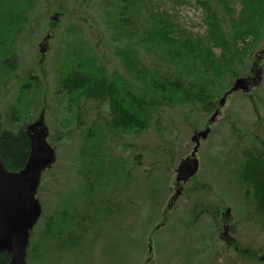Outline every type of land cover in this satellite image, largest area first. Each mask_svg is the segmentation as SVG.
Masks as SVG:
<instances>
[{
  "label": "rangeland",
  "instance_id": "obj_1",
  "mask_svg": "<svg viewBox=\"0 0 264 264\" xmlns=\"http://www.w3.org/2000/svg\"><path fill=\"white\" fill-rule=\"evenodd\" d=\"M151 1L182 29L193 35L207 34L205 13L194 1ZM27 2L31 7L24 9L27 21L23 24L22 17H15L7 30L0 31L10 35L9 50H3L0 59V127L2 123L4 128H25L40 121L54 151V162L38 175L43 215L31 237L28 264H264V230L245 221L254 206L238 178L244 150L257 139L264 141V35L256 44L250 38L248 43L254 48L240 70V78L255 76L252 68L256 67L262 71L261 82L249 94L234 93L227 99L208 139L201 141L198 175L169 206L175 169L193 148V133L208 126L214 110L206 114L199 105L172 106L161 101L140 81L139 68L130 57L141 56L148 67L171 73L192 65L185 61L176 65L158 49L145 50L127 37L113 40V13L119 7L112 6L113 0ZM232 6L241 9L240 2ZM44 39L48 45L42 53L39 45ZM213 52L216 58L222 54L217 48ZM91 55L97 56L102 75L123 80L137 94L146 91L158 104L146 130L110 139L108 166L120 174L116 186L122 188L121 222L115 207L110 210L103 205L94 212L97 207L85 208L82 200V190H88L85 179L90 173L94 179L92 148L86 139L88 129L99 120L94 104L83 100L78 123L76 108L69 109L67 98L58 92L60 70ZM29 75L35 79H28ZM230 81L225 79L223 85ZM35 84L40 88L36 94ZM14 113L15 119L9 122ZM132 173L137 180L129 183ZM86 212L91 216V230L85 244L55 256L51 249L57 245L52 239L59 236L61 241L73 232L71 216ZM80 227L74 232L79 236L78 232L85 233L83 223ZM43 235L48 239L41 242ZM89 249L91 253L82 260Z\"/></svg>",
  "mask_w": 264,
  "mask_h": 264
},
{
  "label": "trees",
  "instance_id": "obj_2",
  "mask_svg": "<svg viewBox=\"0 0 264 264\" xmlns=\"http://www.w3.org/2000/svg\"><path fill=\"white\" fill-rule=\"evenodd\" d=\"M171 1L187 3L189 0ZM191 1L205 13L208 27L205 36L193 35L182 29L173 16L160 12L159 7H155L151 0H113L112 6L119 7L113 13L112 24L115 29L112 35L113 40L127 37L148 51L158 49L164 58L176 65H183V61L186 65L191 64L190 69L171 73L148 67L141 56L139 59L130 57L132 65L139 68L140 81L161 101L172 106L199 105L204 113L209 114L217 106V95L227 91L229 85L240 77L245 57L254 48L253 44L264 35V0ZM234 2L241 3L240 11L233 8ZM30 8L27 0H0V31L3 28L7 30L15 22V17H22L24 24L27 21L23 20L27 18L24 9ZM6 30L0 32V59L4 57L2 51L9 50L7 39L10 35ZM250 38L254 40L253 44L248 43ZM215 48L222 50L219 58L213 52ZM96 58V55L87 56L86 59L81 57L73 66L61 69L58 75V92L67 98L69 109L76 108L78 123H81L83 100L93 103L94 110L98 112L99 120L88 129L86 137L91 143L94 160V179L92 178L87 194L94 202L93 206L97 207L94 212L100 208L98 203L111 196L120 180L116 168L113 171L108 166L107 156L113 146L110 139L114 136L120 138V134H131L137 129L139 132L146 130L158 110L156 99L149 97L146 91L137 94L132 88H127L123 80L102 75ZM9 66L12 67L10 64ZM228 78L231 80L229 85H223ZM35 86L36 94L40 88L37 84ZM100 110L104 118L106 115V121L101 120ZM15 114H11L9 122L15 119ZM256 141L244 150L238 178L245 187L246 198L250 196L254 206L245 221L264 230V141ZM29 151L30 142L24 128H12V125L4 128L2 125L0 160L8 170L16 171L23 167ZM170 160H173L172 156ZM162 166L159 162L158 167L163 168ZM111 171L115 175H110ZM150 175L151 173L147 180H150ZM130 177L129 183L132 179L137 180L134 175ZM103 195L107 197L99 198ZM84 199L82 195V200ZM101 208L104 206L101 205ZM245 253L252 256L248 250ZM3 262L4 255L1 254L0 264Z\"/></svg>",
  "mask_w": 264,
  "mask_h": 264
},
{
  "label": "water",
  "instance_id": "obj_3",
  "mask_svg": "<svg viewBox=\"0 0 264 264\" xmlns=\"http://www.w3.org/2000/svg\"><path fill=\"white\" fill-rule=\"evenodd\" d=\"M262 71L257 70L255 77L237 78L232 88L219 101L220 107L226 103L228 96L234 92L249 93L251 88L261 82ZM218 113L216 112L210 124L215 123ZM31 130H34L30 128ZM210 129L195 133L192 142L195 148L190 157L185 158L177 168V182H186L194 177L199 170V161L196 154L200 147V141L207 139ZM45 137L42 139V136ZM31 136V153L24 170L18 173L7 171L0 161V252L8 250L13 254L12 264H25L24 256L28 242L29 231L33 229L41 216L40 203L35 198L38 187L37 170L49 166L53 161V151L46 141L44 130L33 133ZM40 141V142H39ZM41 153H44L41 155ZM19 190L21 194L18 205H15L8 216L15 220L20 233V241L15 240L8 229L4 228V216L7 215L2 205L4 196H10L11 191ZM179 195V192L177 196Z\"/></svg>",
  "mask_w": 264,
  "mask_h": 264
},
{
  "label": "flooded vegetation",
  "instance_id": "obj_4",
  "mask_svg": "<svg viewBox=\"0 0 264 264\" xmlns=\"http://www.w3.org/2000/svg\"><path fill=\"white\" fill-rule=\"evenodd\" d=\"M47 41L46 39H44L41 44L39 45L41 48H42V53H45L47 51ZM9 66V65H8ZM10 68V66H9ZM256 67H253L252 68V72L256 71L255 70ZM106 77V76H105ZM28 79L30 80H33L35 79L34 76L32 75H29L28 76ZM31 84V83H30ZM218 109H219V105H218V100H217V106L215 107L214 109V113L215 112H218ZM95 111V110H94ZM101 112V117L102 116V110H100ZM100 112H99V116H100ZM98 112L95 111V114H97ZM219 114H220V110H219ZM213 115V114H212ZM212 117V116H211ZM99 119V118H98ZM105 121H106V115H105ZM211 122V118L210 120H208V124ZM13 127V125H12ZM208 127V126H207ZM19 128H24V127H19ZM30 128L34 129V130H31ZM25 129V132L26 134L28 135V138H29V142L31 143V136L33 133H35L36 131L39 132L41 130H45L42 122L40 121H36L34 123H31L29 125H26V127L24 128ZM45 133H46V138H47V142L49 143V134L47 132V130H45ZM136 133H139V130H134L131 134H136ZM115 135V134H114ZM127 135V134H126ZM120 137L122 136V134L119 135ZM45 137V135L42 136V139ZM40 142V141H39ZM171 150V147L169 148ZM176 151V150H175ZM31 153V147H30V151ZM30 153H29V156L27 158V161L30 157ZM191 153V152H190ZM190 153H188L186 156L190 155ZM44 153H41V155H43ZM198 160H199V165H201V160L198 156ZM2 162V160H0ZM27 161L24 163L23 167H21L19 170H16V171H13V170H8L4 163L2 162V165L3 167L9 171V172H13V173H18V172H21L22 170H24L25 166H26V163ZM43 169V168H42ZM37 170V172L35 173V176L38 178V189H37V192H36V199L38 200V202L40 203L41 207H42V204L40 202V199L38 198L37 196V193H38V190H39V173L40 171L42 170ZM90 170V168H89ZM88 170L85 171V173L87 172ZM110 175H115V173H113V171L109 172ZM134 175L133 173L131 174V176ZM135 177V176H134ZM136 181V180H135ZM91 182H92V178H91V173L89 174V177L88 179L86 180L85 179V188L88 189L87 191H83L82 190V195L85 197L84 199V205H85V208H89L90 205L92 203H94L92 200L86 198V196L88 197V192L91 188ZM189 182V181H188ZM177 183L176 182V179H175V183L173 184V187H172V190L174 192V195H171V198H170V204L169 206H172L173 204H175L179 198H175V196L177 195V192L180 191V195H183V189H184V186L188 183ZM78 189V188H77ZM107 197L106 195H103V196H99L100 197ZM20 198H21V194L19 193V190L18 189H15L14 191H11V194L10 196H4V199H3V209L5 211V213L7 215L4 216V219L6 218L5 222H4V228L5 229H8L11 233V235L15 236V240L17 242L20 241V233L18 232V225L15 223V220L13 218H11L9 215V213L11 212L12 208L15 206V205H18L19 201H20ZM115 201H114V200ZM101 201V200H100ZM122 202H123V196H122V188H120L119 186H116L113 190H112V194L111 196L108 198H104L100 203H98L97 205L100 206V210H101V205L105 206L106 208H109L110 210H113V207H115V216H116V219L121 222L122 221V216H121V208H122ZM219 214V212H218ZM42 215H43V207H42ZM42 217V216H41ZM40 217V219H41ZM40 219L36 222L35 226L33 227V229H31L29 231V236H28V242H27V246H26V250H25V256H24V260H25V264H28V255H29V248H30V245H31V237L33 235V232L35 231L34 229L38 226L39 224V221ZM72 221L73 223H71V225H73V232H69L61 241L59 239V236H55L53 239H52V244H56L57 245V252L55 250V248H53V245H52V253H54L55 256H58V254L61 252H64V251H71V250H77L79 248V244L81 243V247H82V244H85L86 240L88 239V235H89V230H91V216H90V213L89 212H86V215H78V216H75V215H72L71 216V220H69V222ZM79 222V223H78ZM84 224V230H85V233L83 235H81V232H78L80 234L79 235H76V232L75 231V228H78V229H81V224ZM88 229V231H87ZM87 231V232H86ZM1 236V234H0ZM48 239V236H42L41 237V242H44L45 240L47 241ZM40 245V244H39ZM39 248V247H38ZM92 251V249H89V251L84 255L82 256V260L83 259H86L87 255L90 254ZM249 251V250H248ZM245 252V251H244ZM250 252V251H249ZM3 254L4 255V262L3 264H12L13 262V254L8 251V250H5V251H2L0 252V255ZM72 255V254H71ZM80 258V259H81Z\"/></svg>",
  "mask_w": 264,
  "mask_h": 264
}]
</instances>
